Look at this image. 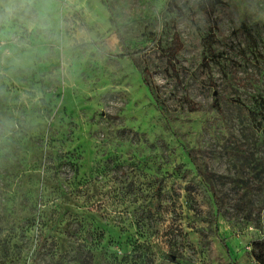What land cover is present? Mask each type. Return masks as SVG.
<instances>
[{
    "label": "rangeland",
    "instance_id": "obj_1",
    "mask_svg": "<svg viewBox=\"0 0 264 264\" xmlns=\"http://www.w3.org/2000/svg\"><path fill=\"white\" fill-rule=\"evenodd\" d=\"M38 12L0 64V264H257L264 0Z\"/></svg>",
    "mask_w": 264,
    "mask_h": 264
},
{
    "label": "clouds",
    "instance_id": "obj_2",
    "mask_svg": "<svg viewBox=\"0 0 264 264\" xmlns=\"http://www.w3.org/2000/svg\"><path fill=\"white\" fill-rule=\"evenodd\" d=\"M59 0H0V64L5 62V44L16 38V28L32 31L38 26V18L47 19L38 12L43 6V12H52ZM18 62V61H17Z\"/></svg>",
    "mask_w": 264,
    "mask_h": 264
},
{
    "label": "trees",
    "instance_id": "obj_3",
    "mask_svg": "<svg viewBox=\"0 0 264 264\" xmlns=\"http://www.w3.org/2000/svg\"><path fill=\"white\" fill-rule=\"evenodd\" d=\"M116 35H117L119 42L122 43L123 40H122L121 35L118 31H116ZM139 72H140L142 83L148 89L151 96L155 97L154 85L151 82V76L144 70H139ZM188 157L191 159L193 164L198 168L197 163L194 161V159L192 158V156L189 153H188ZM209 191L212 194V196L217 199V196L215 195V193L213 192L211 187L209 188ZM223 245H224L225 249H227L226 245L225 244H223ZM252 247H253L254 258H255V261L257 262V264H264V239H262L259 242L254 243Z\"/></svg>",
    "mask_w": 264,
    "mask_h": 264
}]
</instances>
